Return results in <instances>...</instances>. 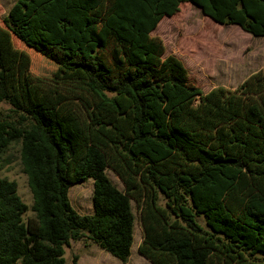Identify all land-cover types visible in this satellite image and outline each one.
<instances>
[{
	"label": "trees",
	"instance_id": "trees-1",
	"mask_svg": "<svg viewBox=\"0 0 264 264\" xmlns=\"http://www.w3.org/2000/svg\"><path fill=\"white\" fill-rule=\"evenodd\" d=\"M183 3L264 37V0H17L2 18L0 104L18 118L0 120V159L20 143L34 216L0 177V264H64L81 239L126 263L131 201L150 264H264V67L203 94L150 35ZM4 35L82 90L31 74ZM88 180L93 212L79 215L68 191Z\"/></svg>",
	"mask_w": 264,
	"mask_h": 264
},
{
	"label": "rangeland",
	"instance_id": "rangeland-1",
	"mask_svg": "<svg viewBox=\"0 0 264 264\" xmlns=\"http://www.w3.org/2000/svg\"><path fill=\"white\" fill-rule=\"evenodd\" d=\"M17 0H0V28L2 18ZM150 35L162 43V58L173 56L178 59L188 74L189 82L203 94L215 88L236 89L251 75L264 67V37H253L235 25L223 26L204 16L192 4H180L175 10L163 13L162 18ZM4 44L18 53H25L31 60L30 73L52 84L82 90L83 77L77 74L63 75L54 65L31 51L15 37L4 35ZM7 103L0 104V120H17ZM20 143L12 144L0 159V177L17 184V194L28 210L23 219L34 216L31 211L33 198L27 185L19 158ZM110 181L121 191L124 187L119 178L106 170ZM92 181L88 180L70 187L68 197L72 208L79 215H91ZM134 215L133 244L126 263L111 256L87 239L71 241L64 250V264H150L137 252L142 239L139 219L140 208L131 201ZM15 264H21L17 261Z\"/></svg>",
	"mask_w": 264,
	"mask_h": 264
}]
</instances>
